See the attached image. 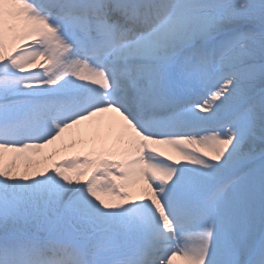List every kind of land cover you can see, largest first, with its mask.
<instances>
[{
  "label": "snow or ice",
  "instance_id": "6c2138e0",
  "mask_svg": "<svg viewBox=\"0 0 264 264\" xmlns=\"http://www.w3.org/2000/svg\"><path fill=\"white\" fill-rule=\"evenodd\" d=\"M0 264H264V0H0Z\"/></svg>",
  "mask_w": 264,
  "mask_h": 264
},
{
  "label": "bare ground",
  "instance_id": "6f19581e",
  "mask_svg": "<svg viewBox=\"0 0 264 264\" xmlns=\"http://www.w3.org/2000/svg\"><path fill=\"white\" fill-rule=\"evenodd\" d=\"M73 139V133L72 132H66L63 136V140L62 142H57L56 145L53 146H49L48 149H46V152H51L53 149H59L62 145L63 146H67L68 144H70V142ZM162 151L166 152L167 154L173 155L174 159H179L178 157H175L174 153H171V151L169 149L166 148H161ZM77 155L79 154L78 149H72V148H67L66 151L64 152H59V154L55 157V159L57 160V162L61 159H64L66 157H71L73 155Z\"/></svg>",
  "mask_w": 264,
  "mask_h": 264
},
{
  "label": "rangeland",
  "instance_id": "374dc122",
  "mask_svg": "<svg viewBox=\"0 0 264 264\" xmlns=\"http://www.w3.org/2000/svg\"><path fill=\"white\" fill-rule=\"evenodd\" d=\"M76 155V154H75Z\"/></svg>",
  "mask_w": 264,
  "mask_h": 264
}]
</instances>
